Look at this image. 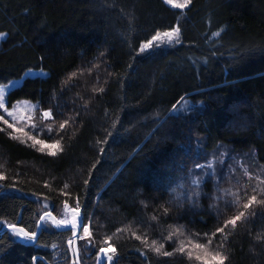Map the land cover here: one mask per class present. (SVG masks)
<instances>
[{"label": "trees", "instance_id": "16d2710c", "mask_svg": "<svg viewBox=\"0 0 264 264\" xmlns=\"http://www.w3.org/2000/svg\"><path fill=\"white\" fill-rule=\"evenodd\" d=\"M176 26L178 43L140 51ZM0 31V83L48 71L10 100L51 112L31 127L0 109V230L36 233L44 214L61 219L70 215L64 202L79 201L92 234L78 241L81 264H98L108 237L111 264H201L174 249L209 237L224 264H264V202L243 207L251 195L264 201V0H190L183 9L165 0H0ZM32 136L63 150L41 151ZM241 211L235 228L217 232ZM42 224L32 241L0 233V264H77L73 229ZM177 227L182 235L167 239Z\"/></svg>", "mask_w": 264, "mask_h": 264}, {"label": "snow or ice", "instance_id": "6c2138e0", "mask_svg": "<svg viewBox=\"0 0 264 264\" xmlns=\"http://www.w3.org/2000/svg\"><path fill=\"white\" fill-rule=\"evenodd\" d=\"M166 3H168L169 5H172L175 8H185L186 5L188 3H190V0H184V3H177L176 0H165ZM5 33H0V39H3L5 37ZM161 35H163L164 37H166V41L167 43H172L173 41L175 42H179V28H173L170 32H164L163 34L157 32L156 35H154L150 40H148L145 44H143L140 48V51H147L152 47L157 46V44H155L154 42H159L160 41V37ZM213 35H219V33H214ZM44 73L41 71L40 75H43ZM26 75L28 76H32L33 72L30 70L28 73H26ZM73 76L76 75V73L72 74ZM14 82H9L8 85H2L0 84V109H3V111L9 116L12 117L13 120H16V117L14 116L13 111H10L6 106H5V93L8 87H10ZM99 91H102V89H99ZM27 103V102H25ZM15 107V106H14ZM33 107H35L33 105ZM175 105H174V109H175ZM42 118L43 119H49L51 118V112L50 111H43L42 112ZM0 119H3L2 116H0ZM4 123L8 125L9 128H12L14 130V132L17 133H22L24 132L23 128H16L15 124H9L7 120H4ZM68 123V121H65L64 123H61L59 125V129H64L66 124ZM31 127H36L35 124H32ZM48 131L51 132L52 129L51 127L48 128ZM11 135V133H10ZM13 138H17L19 139L18 136H14ZM29 139H31L33 141V146L35 145H40V150L44 151L45 149L49 150V154L50 155H56L58 151H62L63 148L60 145V141H56L53 144H47L45 141L43 140H38L36 139L35 136L29 137ZM101 151H103V149H101ZM210 166V165H209ZM197 167H203L202 165H197ZM247 174V173H246ZM3 177L0 176V179H2ZM85 183H87V181H85ZM193 184L198 185L200 183V179L197 178L195 180L192 181ZM68 185L65 184V188H67ZM257 189L253 188V192H256ZM261 191H264V189H261ZM193 195H199L198 192H194ZM235 199L233 201H231V203L233 204H239V200L240 197L238 194H232ZM245 195H247V193H245ZM262 203L264 201H258L256 195H251L248 198V202L245 203L243 205L244 209H249L253 203ZM64 207L66 210L72 212L73 214V219L71 220H60V221H53V223L59 227V226H68L71 225L72 228H77V227H82L83 228V232L85 234V236L80 237V239H85L86 237H91V232L89 230V226L88 225H84L82 224V219L81 220H77L76 218L79 217V201H77L76 203V207L75 208H69L68 207V202L65 201L64 202ZM49 215L48 213L45 214V216ZM246 215L244 211L239 212V214L235 217H233L232 219L225 221L224 227L223 228H218L217 232L219 233H224V229L227 228L229 225H231L232 228L236 227V222L241 220V219H245ZM45 217H41L40 220L44 221ZM153 219H156L155 217H153ZM40 227H45L44 224L39 225ZM8 227L18 236L27 238V239H34L36 237V233L35 232H29L26 231L23 228H17L16 225H12L9 224ZM117 231H120L119 229ZM73 235H75V233H73ZM133 235L136 236V233L133 232ZM177 235H182V231L181 228L177 227L174 229L173 232H171L169 234V236L167 237V239L171 240L174 236ZM206 236L208 234H205ZM216 235V233H212V236L214 237ZM137 239H142V242L144 243V246L147 248H151L153 251H155L157 254H162L164 256H170L173 255L174 252H180V253H184L187 255V257L189 258V260L195 259L196 261L201 262V264H224V261L227 259L226 256L221 254L220 250H212L210 248L211 244H212V239L211 237H209L208 241L206 244H200V243H194L192 242L190 239L188 241V243H185L184 240H181L179 243V246L174 249V252H167V251H162L164 245L163 244H158L156 240H152L151 244L147 243V239L146 237H141V236H136ZM111 237H108L105 240V243L109 244L108 249L106 250L105 248H100L99 251L101 253H104L107 260L109 262H111L113 260V256L115 254V248L111 246V244L109 243L111 241ZM224 239H227V234L224 235ZM257 239H259V237H257ZM69 244H74L73 240H69ZM222 247V245H221ZM111 252L112 255H109L108 253Z\"/></svg>", "mask_w": 264, "mask_h": 264}, {"label": "rangeland", "instance_id": "374dc122", "mask_svg": "<svg viewBox=\"0 0 264 264\" xmlns=\"http://www.w3.org/2000/svg\"><path fill=\"white\" fill-rule=\"evenodd\" d=\"M183 2H181V3H184V0H182ZM177 3H180L179 1H176ZM189 4V3H188ZM187 4V5H188ZM170 6H172V5H170ZM175 28H177V26L175 27ZM171 30H168V31H163V32H159V33H161V34H163L164 32H170ZM0 33H5L6 35H5V37L3 38V39H0V46H1V44H2V42L6 39V37H7V33L6 32H3V31H0ZM147 42V41H146ZM146 42H144L143 44H145ZM175 41H173L172 43H174ZM154 43H156V44H159V43H167V41H166V37H164L163 35H161V37H160V41L159 42H154ZM32 71L33 72V75L32 76H28V75H26V73H28L29 71ZM43 72L44 74L43 75H40V72ZM48 75V71L47 70H45V69H28L26 72H24V74L21 76V77H19V78H14V79H11V80H9L8 82H6V83H0V84H2V85H8L9 84V82H14L10 87H8L7 88V90H6V93H5V106L10 110V111H13V113H14V116L16 117V120L15 121H17V122H30V123H33V124H35L36 123V121H38V119H42V120H47V119H43L42 118V116H36V110H37V108H38V101L37 100H33V99H30V98H20V99H17V100H15V101H11L10 100V98H9V93L14 89V88H16V87H18V86H20L21 84H23V82L27 79V78H36V77H46ZM25 102H27V103H25ZM33 105L35 106V107H33ZM15 106V107H14ZM2 110V112L4 113V115L6 116V117H8V119H10V120H13V118L12 117H9L4 111H3V109H1ZM44 111H48V110H44ZM14 121V120H13ZM37 124V123H36ZM51 212H48V214L49 215H47V216H45V214L43 215V217H45V219H44V221H51L52 223H53V221H55V219L52 217V215L50 214ZM79 216H81V213H80V211H79ZM58 219V218H57ZM65 219H67V220H71V219H73V214H72V212H70V215H68V216H64L63 218H61V219H58L59 221L60 220H65ZM82 219V217H80V219H78V220H81ZM44 221H40V222H44ZM82 222H83V220H82ZM54 224V223H53ZM55 225V224H54ZM88 226H89V230H90V225H89V223L87 224ZM56 226V225H55ZM5 227H8V226H6V224H5ZM4 227V228H5ZM57 227V226H56ZM61 227H63V226H61ZM73 229V231H74V233H75V230H76V228H72ZM11 232H13L12 230H10ZM14 233V232H13ZM15 234V233H14ZM18 236V235H17ZM82 236H85V234H84V232H82L81 234H80V237H82ZM18 237H20L22 240H33V239H27V238H24V237H21V236H18ZM80 239V238H79ZM79 239H78V241H79ZM72 248H73V252H75V249H76V251L78 252V244H77V246L76 247H74V244H72ZM106 250L108 249V248H105ZM75 254H76V252H75ZM110 254V253H109ZM79 256V255H78ZM80 260V259H79ZM102 260V257L100 256L99 257V263L98 264H100V261ZM106 260H107V258H106Z\"/></svg>", "mask_w": 264, "mask_h": 264}, {"label": "water", "instance_id": "95a60500", "mask_svg": "<svg viewBox=\"0 0 264 264\" xmlns=\"http://www.w3.org/2000/svg\"><path fill=\"white\" fill-rule=\"evenodd\" d=\"M50 214H51L52 217L55 219V221H59V220H58V219H57L52 213H50ZM80 217H81V216L77 217L76 219L78 220V219H80ZM41 224H42V222H40L39 225H41ZM82 224H83V222H82ZM17 228H21V227H18V226H17ZM58 228H60V229H67V228H68V229H69V228H72V227H71V225H68V226H63V227L59 226ZM41 229H42V227L39 226V229H38V231L36 232V237H35L34 239L37 238V236H38L39 232L41 231ZM81 229H82V227H77L76 230H75V235H74V247H76L77 244H78V239L80 238ZM8 230H11V229H10L9 227H5V228H3L2 230H0V233L5 232V231H8ZM75 252H76V261H77V264H81V263H80V260H79L78 252L76 251V249H75ZM108 254H109V253H108ZM109 255H110V254H109ZM101 257H102V260L100 261V264H111V263H112V261L109 262L108 260H106V256H105L104 253H102Z\"/></svg>", "mask_w": 264, "mask_h": 264}]
</instances>
